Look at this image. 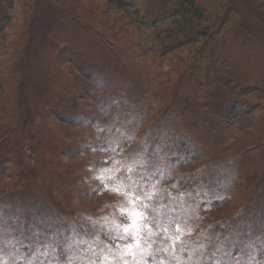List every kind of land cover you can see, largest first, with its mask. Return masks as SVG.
<instances>
[{
  "label": "rangeland",
  "instance_id": "rangeland-1",
  "mask_svg": "<svg viewBox=\"0 0 264 264\" xmlns=\"http://www.w3.org/2000/svg\"><path fill=\"white\" fill-rule=\"evenodd\" d=\"M130 2L0 0V199L37 196L94 217L89 242L112 251L96 252L92 264H123L116 256L125 242L105 233L128 223L121 206L129 207L141 179L129 169L145 165L140 176L147 177L158 153L152 171L159 178L149 174L139 187L154 191L163 201L156 207L173 218L198 208L203 230L186 221L187 239L224 232L264 199V0H197L204 31L169 52L160 41L177 21L172 5L161 11L159 0ZM242 86L230 103L237 110L218 107L215 94L229 99ZM168 109L172 122L151 146L145 139ZM175 123L179 137L169 135ZM213 171L233 184L188 211L179 208L187 186L197 192ZM217 240L207 243L216 247ZM161 257L157 264H175Z\"/></svg>",
  "mask_w": 264,
  "mask_h": 264
},
{
  "label": "trees",
  "instance_id": "trees-1",
  "mask_svg": "<svg viewBox=\"0 0 264 264\" xmlns=\"http://www.w3.org/2000/svg\"><path fill=\"white\" fill-rule=\"evenodd\" d=\"M110 1L120 7L131 3L130 0ZM165 1L166 0H159L158 8L161 11L166 10L168 8V4H170L169 1L168 3ZM170 5H172L171 8H173V15L177 21L173 26L174 28H172L171 32L168 33V36L162 38L160 41V47H162L161 50L163 52H169L171 49L177 48L182 44L196 42L197 37L199 38L200 33L204 31V27L201 25L206 22L204 11L197 4V0H173V3ZM222 71L227 72L228 69L223 66ZM203 73L204 71L196 75L199 80L204 76ZM241 90H243V86L237 93H234L233 91L230 95V92L227 96L229 99L224 97L222 99V96H217L215 94L214 97H217V99L221 101L218 107L224 109L225 112H233L235 109L237 110L235 106L231 107L230 103L237 99L236 97L241 94ZM224 101H226L225 104H222ZM170 105L172 107L175 106L174 102ZM169 114L171 115V110L169 111L168 109L156 122V127L152 128L151 135L145 139L149 145L152 146L154 143H156V146L158 145L157 136L162 134V128H166V125L172 122ZM176 127L177 123H175L173 127H168V131L170 132L169 135H174L176 137L180 136V134L176 132ZM174 138L175 137L169 136L168 140L170 141ZM159 154L160 153L157 155L159 160L157 158L153 159L154 157H150L151 159L149 158L147 162V166H149L147 167V172L148 169H150L147 174L153 176L152 179L154 177L159 178L152 171L153 167L157 165L156 163L163 157L162 153L160 155ZM223 163L225 162H222V164ZM217 165H220V163ZM138 167L139 165L134 167V169ZM162 168L163 167H160L159 170L162 171ZM231 176H234V174ZM138 177H141L140 174ZM226 177L227 176L220 177L217 175V172L213 171L209 173L208 179L201 182L202 185L200 186L202 187L197 192H195V184L187 186L191 192L190 194L187 193V195L182 198H176L179 203L178 207L181 209L185 208L186 211H188L191 207H193V202L195 200H198L199 202L210 200L208 197L214 191H220L221 189L229 187L233 184L234 179L231 180L230 178L232 177ZM256 188L260 190L259 185H257ZM195 195H197L198 198H192L196 197ZM11 196H13V198H9ZM9 197L7 199H0V212L4 213L3 219L0 220V226H2L0 227V232L3 233V235L0 236V247H3L4 242H8V246L0 252V258L6 259L8 264H28L32 254L35 253V247L45 246L34 242L35 246L30 251L29 248L26 247V245L30 243L27 239H24L26 236H29L31 233L39 232H46L48 236H55L61 231V229L64 231L63 239L65 243L63 244V248L67 249L70 244L71 250L64 252V254L55 262L48 260L47 264H92L90 260H92L91 258L95 256L96 252L104 250L109 252L110 249L112 251V246H108L104 243L100 244L101 250L98 251L97 243H99V240L91 243L89 242V238L94 233V221L96 223L98 222L94 217L85 215L84 212L83 214L77 216L75 212L72 213L70 210L67 212L65 207H62L59 204L56 205V203L47 204L45 198H38L37 196H28L20 193L18 195H10ZM45 205H49L52 208H48ZM171 205L173 206V203ZM255 205L257 212L255 210H251L252 207L248 206V210L246 209L242 216L244 220L239 221L237 216L233 221L226 223V227L223 228L224 232L219 234L216 230H209L207 232L205 235L206 237L210 236L212 239L218 238L219 242H217V245L220 246L219 249H217V246L215 247L211 246L212 244H208L207 242H209V240L204 237L196 241L197 243L198 241H200V243H206L202 255L199 252L194 254L196 257L199 256L203 258L199 264H216L213 263L215 261L223 264H264V251L259 250L262 245H264V199L259 198ZM175 207H177V205ZM200 207L201 206H199V208ZM192 214L194 215V220L189 221V223L195 225V227H199L200 230H203V225L199 222L202 216L199 213L198 208ZM77 219H83L85 224H82V221ZM90 221H92V223H90ZM216 224L217 223H215V225ZM49 225H51L50 229ZM173 227H175V225H173ZM206 228L208 229L209 227ZM28 229H31V233ZM12 233H16L17 235L14 237L11 235ZM103 233L105 232H101L99 234L102 235ZM100 237L101 236L99 235V238ZM191 239L194 240V238ZM15 241L19 243L16 244ZM229 244L234 245V247H228ZM104 245L106 247H104ZM52 247H56L58 253L61 252V247L59 245H52ZM188 251L191 252L192 250L189 249ZM180 257L184 260V262H186L185 264H188L186 254H181ZM160 258L162 257L160 256ZM44 260L45 257L41 254L39 256V261ZM169 260L170 259H166V261ZM35 264H39V262H35ZM170 264L172 263L170 262Z\"/></svg>",
  "mask_w": 264,
  "mask_h": 264
},
{
  "label": "snow or ice",
  "instance_id": "snow-or-ice-1",
  "mask_svg": "<svg viewBox=\"0 0 264 264\" xmlns=\"http://www.w3.org/2000/svg\"><path fill=\"white\" fill-rule=\"evenodd\" d=\"M100 147H104V145H100ZM145 168V165H140L138 168L129 169V173L139 175ZM146 178V176L142 175L141 179L136 182L137 186L132 190L133 195L128 199L129 207L124 208L121 206L122 215L126 216L128 223L124 225L113 223L105 233L111 239L124 241L126 244V247L122 248L116 256L117 262L122 260L123 264H148V260L151 259L153 264H157V257L163 256L175 262V264H180V256L178 254H186V258L189 261L192 260L195 253L199 252L202 255L204 245L196 242L199 236L196 240L186 238V230L189 228V224L186 221L194 220V215L189 211L177 214V217H179L177 219L172 217L171 212L167 208H157L156 204L163 203V201L155 200L154 191L143 192L139 187ZM173 187L175 188L176 186L174 185ZM98 190L92 189L90 194ZM168 200L173 204L175 203L174 198L169 197ZM3 217L4 213L0 212V220ZM50 228L51 225H49ZM28 231L31 233V229H28ZM2 235L3 233L0 232V236ZM11 235L15 237L17 234L12 233ZM63 237V229L55 236H48L46 232L31 233L29 236H26L24 239L30 242L26 247L30 251L35 246V243L45 245L43 247H35V253L32 254L28 264H35V262L47 264L48 260L57 261L64 252L71 250L70 244L67 249L63 248V244L65 243ZM206 239L210 241L212 237L209 236ZM52 245H59L61 252L58 253L57 248L52 247ZM7 246L8 242H4L3 247H0V252ZM219 247L217 245V249ZM228 247H234V245L229 244ZM189 249L192 251L189 252ZM41 254L45 257L44 261H39ZM129 256L131 257V261L126 258ZM105 260H107V257H105ZM196 261L199 264V256H197ZM0 264H8V261L0 258ZM159 264H164V261L160 260Z\"/></svg>",
  "mask_w": 264,
  "mask_h": 264
}]
</instances>
